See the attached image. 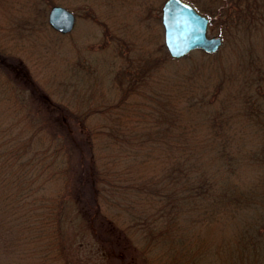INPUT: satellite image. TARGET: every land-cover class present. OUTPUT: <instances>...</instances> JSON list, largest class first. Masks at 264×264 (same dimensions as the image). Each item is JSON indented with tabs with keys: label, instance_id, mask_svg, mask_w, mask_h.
Wrapping results in <instances>:
<instances>
[{
	"label": "trees",
	"instance_id": "16d2710c",
	"mask_svg": "<svg viewBox=\"0 0 264 264\" xmlns=\"http://www.w3.org/2000/svg\"><path fill=\"white\" fill-rule=\"evenodd\" d=\"M186 1L216 25L221 49L174 58L165 42L151 48L153 37L128 35L120 45L113 35V95L94 104L77 93L82 58L42 72L36 48L0 44V261L76 264L62 225L72 202L102 244L113 251L127 242L144 264L211 255L228 264L263 244L264 0ZM44 4L20 33L29 25L34 44H59L72 32L56 31L46 15L65 2ZM14 77L30 78L41 106Z\"/></svg>",
	"mask_w": 264,
	"mask_h": 264
},
{
	"label": "rangeland",
	"instance_id": "374dc122",
	"mask_svg": "<svg viewBox=\"0 0 264 264\" xmlns=\"http://www.w3.org/2000/svg\"><path fill=\"white\" fill-rule=\"evenodd\" d=\"M62 1L78 15L76 26L71 35H65L61 38L63 41L59 44L54 43L52 37H46L36 41L34 44L31 42L33 37L31 38L29 36V25H25V28L22 29V34L20 33L19 27L30 15L35 14V16H37L35 10L38 7L42 8L45 6L44 0H0V44L3 46L17 45L18 50L20 46H28L31 49L36 48V52L40 57H37L39 58L38 61L44 64V67L41 69L42 72L47 70V66L48 68L57 66L65 69L70 64L82 58V60L85 61L86 67L80 66L79 69L82 71V73H80L81 76L86 78V82L83 81L84 84L78 86L85 89L77 93L80 94L81 98H84L83 100H85L86 104H94L97 102L96 97L100 95L106 97L107 95H113L110 89L115 71L120 62L118 59L113 61V56H116L112 46L113 43L111 42V40H113V35L114 37L116 35L121 36L122 42H119L120 45L125 42L124 40H127L128 35H130L134 41L136 39V41L140 42L142 38L149 39L153 37L151 38L153 40V43L150 45L151 48H155L156 42L159 44L164 42V27L161 14L162 5L165 0ZM151 5L155 8L152 14L149 13V8H147ZM160 5L161 10L159 11L158 6ZM46 17L48 19V15H46ZM107 24L110 28H113V30L110 29L112 35L106 33L105 28ZM209 35H219L216 25L209 27ZM256 38L261 42L263 36L257 35ZM146 44H149V42L147 41ZM124 46L125 47L122 48L127 51V45ZM260 46L261 44H259V47ZM196 54L197 53H195V55ZM109 58L114 63L109 62ZM95 61L97 62L96 64L94 63ZM179 62L180 60L169 61L174 68L177 67ZM93 64L96 67L92 66ZM77 65L79 64L77 63ZM97 71L99 72L97 73ZM238 74L241 76L240 69H238ZM96 75H100L97 81H95ZM14 78L16 79V85L21 86L23 89L27 88L26 93H28L30 100L41 106L35 98L39 97V95H37L39 92L37 93L36 91L32 93L33 88L31 85L33 83L30 78L26 77L24 80L17 77ZM38 99L40 100V98ZM29 101L27 100L28 106H30ZM30 104L32 105L31 101ZM257 140L259 141V138H257ZM255 174H257L256 170L251 169L247 171L246 176L251 177ZM122 196H124V194ZM120 199H122V197H120ZM72 203L73 204L67 207L69 210L66 211L63 217L62 225L66 246H68V251L70 255L73 256V259H75L76 264H144L141 262V259L132 252L127 242L125 245L123 244V247L119 245L120 248L113 251H111L110 247H106L102 244L98 238L95 237L90 224L85 220L87 214L85 212L86 209L83 208V204L81 202ZM257 221H260L258 223L259 225H257L259 226V230H263L264 233V220L261 221V219H259ZM238 224H241L242 228H245L243 216L241 217V222L237 223V225ZM222 225L223 224H221V226ZM224 226H227L225 230L226 233L230 231L233 232V226L228 224ZM109 230L113 234L116 233L120 235L113 227H110ZM110 231H108V234L112 235ZM260 238H262L263 244L258 246L257 251H249L248 255L244 258L236 259L228 264H237L236 262L238 260H240L239 264H264V234ZM5 258L6 257H4L3 260ZM208 258L209 261H204L202 264H223V262L217 261L219 258L216 255H211ZM0 264H6V261H0ZM224 264H227V262L225 261Z\"/></svg>",
	"mask_w": 264,
	"mask_h": 264
},
{
	"label": "water",
	"instance_id": "95a60500",
	"mask_svg": "<svg viewBox=\"0 0 264 264\" xmlns=\"http://www.w3.org/2000/svg\"><path fill=\"white\" fill-rule=\"evenodd\" d=\"M161 15L165 45L172 57L181 58L197 49L209 53L221 49L222 36L209 35V17L190 2L165 0ZM76 22V13L64 5L55 4L48 11L49 25L60 33L72 32Z\"/></svg>",
	"mask_w": 264,
	"mask_h": 264
}]
</instances>
